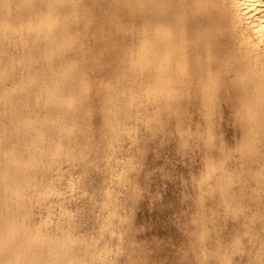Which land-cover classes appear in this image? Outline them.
<instances>
[{"label":"rangeland","instance_id":"1","mask_svg":"<svg viewBox=\"0 0 264 264\" xmlns=\"http://www.w3.org/2000/svg\"><path fill=\"white\" fill-rule=\"evenodd\" d=\"M191 6L0 0V264H264V66Z\"/></svg>","mask_w":264,"mask_h":264},{"label":"bare ground","instance_id":"2","mask_svg":"<svg viewBox=\"0 0 264 264\" xmlns=\"http://www.w3.org/2000/svg\"><path fill=\"white\" fill-rule=\"evenodd\" d=\"M30 4V3H29ZM191 34L197 36L212 28L232 23L237 50L246 59L243 68L264 66V0H191ZM176 5V4H175ZM32 6V5H31ZM65 6V5H64ZM10 7V6H9ZM20 8V7H19ZM61 8V7H60ZM148 9V8H147ZM205 9H209L205 11ZM68 10V9H67ZM172 10V9H171ZM8 12V11H7ZM167 12V11H166ZM96 13V12H95ZM201 13V14H200ZM56 14V13H55ZM50 15H52L50 13ZM61 15V14H60ZM40 16V15H39ZM43 16V14H42ZM53 17V16H52ZM63 17V16H62ZM46 18V17H45ZM50 18V17H49ZM155 19V18H154ZM171 19V18H170ZM65 20V19H64ZM46 21V20H45ZM40 22V21H39ZM42 22V20H41ZM48 22V20H47ZM51 22V18H50ZM53 22V21H52ZM36 23V22H35ZM26 24V23H25ZM37 25L38 22L36 23ZM41 24V23H40ZM45 24H47L45 22ZM34 25V24H33ZM49 25V24H48ZM156 25V24H155ZM160 25V24H159ZM170 25V24H169ZM47 26V25H45ZM171 26V25H170ZM162 27V26H161ZM212 27V28H211ZM67 28V27H66ZM159 28V27H158ZM50 30V28H49ZM163 30V29H162ZM166 30V29H165ZM74 31V30H73ZM196 31H198L196 33ZM33 32V31H32ZM37 32V31H36ZM50 32V31H49ZM48 32V33H49ZM35 34V33H34ZM170 34V33H169ZM167 39V37H165ZM200 38V37H199ZM64 39V38H63ZM177 39V38H176ZM232 39V38H231ZM165 41V40H164ZM235 41V40H234ZM157 42V41H156ZM170 43V42H169ZM174 43H176L174 41ZM173 43V44H174ZM168 44V43H167ZM172 44V45H173ZM210 44V43H209ZM232 44V43H230ZM63 45V44H62ZM160 45V44H159ZM176 45H178L176 43ZM180 45V44H179ZM208 45V44H207ZM174 46V45H173ZM211 46V45H210ZM158 47V45H157ZM172 47V46H171ZM170 47V48H171ZM175 47V46H174ZM178 47V46H176ZM175 47V48H176ZM191 47L194 48L192 45ZM152 48V47H151ZM154 48V47H153ZM159 49L160 46L158 47ZM169 48V46H168ZM221 48V46H220ZM224 48V47H223ZM211 49V48H210ZM177 50V49H176ZM231 50V49H230ZM154 51V50H153ZM234 51V49H233ZM148 52V51H147ZM158 52V51H157ZM136 53V52H135ZM150 53V52H149ZM154 53V52H153ZM167 53V52H166ZM175 53V52H174ZM178 53V52H177ZM176 53V54H177ZM234 53V52H233ZM163 54V53H162ZM230 54V53H228ZM236 54V53H235ZM151 56V55H150ZM212 56V55H211ZM226 56V55H225ZM237 56V55H236ZM243 56V57H244ZM159 57V53L158 56ZM161 57V56H160ZM254 58L252 60L251 58ZM155 59V58H154ZM153 59V60H154ZM151 60V59H150ZM158 60V59H157ZM235 61V60H234ZM154 62V61H152ZM135 63V62H134ZM149 64V63H148ZM232 65V64H231ZM210 66V65H209ZM234 67V66H233ZM145 68V67H144ZM255 70V69H253ZM246 71V70H245ZM251 71V70H250ZM261 71V70H260ZM257 73V72H256ZM243 74V73H242ZM241 74V75H242ZM260 74V73H259ZM147 75V74H146ZM244 75V74H243ZM252 75V74H251ZM240 76V75H239ZM255 76V75H254ZM231 78V77H229ZM235 78V77H234ZM245 78V77H244ZM260 78V76H259ZM148 79V78H147ZM258 79V78H257ZM237 80V79H236ZM255 80V79H254ZM262 80V78L260 79ZM144 81V80H143ZM241 81V80H240ZM264 81V80H263ZM230 83V82H229ZM245 83V82H244ZM142 84V83H141ZM252 84V83H251ZM256 84V83H255ZM244 85V84H243ZM249 85V84H248ZM51 86V85H50ZM243 87V86H242ZM259 89V88H257ZM159 90V89H158ZM258 91V90H257ZM258 93V92H257ZM262 98V97H261ZM12 99V98H11ZM9 100V99H8ZM254 106V104H253ZM252 115V114H251ZM253 117V116H252ZM251 117V118H252ZM116 121V120H115ZM252 124V123H251ZM254 125V124H253ZM252 128V127H250ZM256 129V127H254ZM249 129V127H248ZM7 169V168H6ZM14 176V175H13ZM24 208V207H23ZM29 226V225H28ZM23 227V226H21ZM20 227V228H21ZM19 232V231H18ZM17 233V232H16ZM22 233V232H21ZM21 236V235H20ZM19 236V237H20ZM21 248V246H20ZM3 252V251H2ZM5 253V252H4ZM11 254V253H10ZM2 262V261H1ZM12 263V262H11Z\"/></svg>","mask_w":264,"mask_h":264}]
</instances>
